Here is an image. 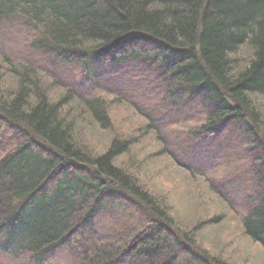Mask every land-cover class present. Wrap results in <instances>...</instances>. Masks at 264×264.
Segmentation results:
<instances>
[{
	"label": "trees",
	"instance_id": "1",
	"mask_svg": "<svg viewBox=\"0 0 264 264\" xmlns=\"http://www.w3.org/2000/svg\"><path fill=\"white\" fill-rule=\"evenodd\" d=\"M9 18L23 21L30 47L55 65L85 74L100 61L139 62L159 73L171 108L201 100L208 110L188 132L193 142L229 121L246 126L260 151L252 180L262 194L241 215L235 239L243 234L258 249L240 258L230 243L211 254L195 251L193 235L223 217H201V205L193 226L183 228L168 200L147 195L156 155L140 147L142 126L116 121L105 100L79 96L32 64L0 55V236L7 252L31 263L62 249L74 264L264 259V0H0V22ZM120 129L137 131L138 139L118 137ZM129 206L146 219L143 228L95 229L102 212Z\"/></svg>",
	"mask_w": 264,
	"mask_h": 264
},
{
	"label": "rangeland",
	"instance_id": "2",
	"mask_svg": "<svg viewBox=\"0 0 264 264\" xmlns=\"http://www.w3.org/2000/svg\"><path fill=\"white\" fill-rule=\"evenodd\" d=\"M31 32L19 19L1 21L0 55L32 64L44 77H56L79 96L105 100L116 121L129 124L130 119L136 120L134 128L142 126V135L145 136L138 140L143 153L156 155L149 166L156 168L157 179L146 187L147 195L168 200L180 226H193V213L196 214L201 205L206 206L200 213L203 218L216 213L222 215L220 225L193 235L197 246L195 251L211 254V249L223 251L230 243L236 247V252L231 254L239 253L240 258L245 249H258L255 244L246 243L243 234L235 241L241 228V215L252 205H257L262 194L252 180L256 171L252 160L260 155V151L252 146L246 126L229 121L215 135L193 142L188 138V132L204 121L208 110L201 100L171 108L162 96L159 73L139 62L127 60L110 66L100 61L85 74L77 66L55 65L40 51L30 47ZM116 132L118 137L127 139L137 136L133 129ZM96 142L97 139L92 138V144L97 145ZM186 170L192 171L196 177L190 180ZM216 189L220 191L215 192ZM221 202L231 204L234 210L228 211ZM111 208V212H102L97 217L95 229L99 233L107 230L118 233L126 231L127 227L141 229L146 223V219L131 206L128 207L130 211L123 207L121 212ZM0 239V264H74L66 249L45 262L31 263L26 256L16 259L17 254L7 252L1 236ZM250 264H264V259H255Z\"/></svg>",
	"mask_w": 264,
	"mask_h": 264
}]
</instances>
